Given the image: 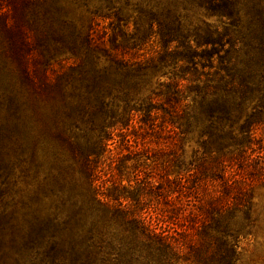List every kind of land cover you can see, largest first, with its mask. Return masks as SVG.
Wrapping results in <instances>:
<instances>
[{"label": "trees", "instance_id": "obj_1", "mask_svg": "<svg viewBox=\"0 0 264 264\" xmlns=\"http://www.w3.org/2000/svg\"><path fill=\"white\" fill-rule=\"evenodd\" d=\"M154 1L147 22L152 33L156 25L164 48L174 45V51L180 47L190 51L206 46V56L218 55L220 60L219 82L201 89L195 101L197 111L188 125L194 123L206 134L222 133L225 121L239 117L252 102H264V0H203L209 11L224 19L222 31L197 36L194 43L175 10ZM42 4L43 0H0L1 34L21 73L16 81L0 65V111L6 112L0 133L14 134L23 150L29 148L39 141L31 133L30 122L36 94L59 97V106L52 113L59 114L57 138L65 151L59 156V203L43 218L34 214L20 241L0 242V264H235L239 229L231 225L224 209L215 217L208 215V207L196 206L193 217L199 220L198 241L186 239V227L172 233L162 225L182 220L186 205L181 196L191 193L184 182H176V199L181 202L177 205L168 198L169 189L147 178H136V188L113 180L108 187L106 182L114 178L113 173L109 179H101L98 166L108 150L107 142L125 113L134 109L131 102L142 100L138 95L151 84L157 65L133 60V55L126 58L128 51L114 49L101 61L97 55L100 44L90 36L77 45L76 36L70 38L71 71H59V82L57 75L52 79L39 66L45 62L49 36L43 29L47 17L39 15ZM111 16L121 20L122 13L118 9L104 15ZM239 42L243 48L236 50ZM188 63V69L196 67L193 59ZM27 85L31 91L25 89ZM179 86L174 82V90L165 92L166 101L177 98ZM151 109H140L143 119L151 118ZM171 114L181 117L174 109ZM178 134L174 130L165 142L177 146ZM151 197L156 202L163 200L155 217L142 211Z\"/></svg>", "mask_w": 264, "mask_h": 264}, {"label": "rangeland", "instance_id": "obj_2", "mask_svg": "<svg viewBox=\"0 0 264 264\" xmlns=\"http://www.w3.org/2000/svg\"><path fill=\"white\" fill-rule=\"evenodd\" d=\"M156 1L175 10L191 43L197 36L222 31L224 19L209 11L203 0ZM154 3V0H43L39 15L47 17L43 29H47L49 36L43 53L45 62L39 66L52 79L57 75L59 82V71L67 73L72 69L70 38L76 36L77 45L90 36L97 41L101 61L114 49L128 51L126 58L133 55V60H142L143 64L155 63L151 84L138 95L142 100L131 102L134 109L125 113L123 122L116 126L107 142L108 150L101 155L102 163L98 166L99 176L105 180L113 173L114 178L106 182L108 187L113 180L130 188L138 186L136 178L137 181L147 178L169 189L168 198L177 205L181 202L176 199V182H184L191 192L181 196L186 205L184 216L178 224L163 222L165 229L173 233L186 227L189 233L186 239L198 241L199 220L193 217L196 206L208 207V215L215 217L224 209L231 225L239 229L235 264H264V102H252L239 117L225 121L222 133L206 134L200 126L188 125L193 111H197L195 101L201 89L219 82L220 60L218 55L206 56V46L190 51L182 47L174 51V45L164 48L156 25L152 33L147 22V12ZM118 9L121 20L104 17ZM60 32L64 38H59ZM7 44L0 30V65L8 69L9 77L18 81L21 79L18 62L8 53ZM240 44L236 50L243 48ZM190 59L196 63L194 69H188ZM174 82L179 83L181 91L175 100L166 101L165 92L174 90ZM148 94L150 99L146 98ZM58 98L55 94H36L30 122L31 133L39 141L29 148L23 150L14 134L0 133V242L20 241L34 214L43 218L59 203L62 164L59 156L65 151L57 138L59 114L52 115L59 106ZM29 103L32 104V99ZM149 107L151 118L143 119L144 110L140 109ZM172 109L181 117L171 114ZM118 111L121 112L120 107ZM5 114L2 109L0 121ZM174 130L179 132L177 146L165 142ZM151 198L142 211L155 217L156 207H162L163 200L156 202Z\"/></svg>", "mask_w": 264, "mask_h": 264}]
</instances>
